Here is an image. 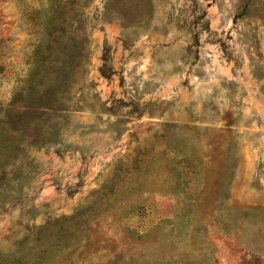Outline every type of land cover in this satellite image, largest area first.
Wrapping results in <instances>:
<instances>
[{
    "label": "rangeland",
    "instance_id": "1",
    "mask_svg": "<svg viewBox=\"0 0 264 264\" xmlns=\"http://www.w3.org/2000/svg\"><path fill=\"white\" fill-rule=\"evenodd\" d=\"M0 124V260L264 264V0H0Z\"/></svg>",
    "mask_w": 264,
    "mask_h": 264
},
{
    "label": "trees",
    "instance_id": "2",
    "mask_svg": "<svg viewBox=\"0 0 264 264\" xmlns=\"http://www.w3.org/2000/svg\"><path fill=\"white\" fill-rule=\"evenodd\" d=\"M54 22L65 23V18L60 16H55L51 14L48 17L47 28L44 29L45 38H42L37 44H35L32 53L31 64L33 67L29 71L28 82L21 86L15 94L17 96L26 97L30 104L39 105L41 102V97L46 95L51 91L53 85H63L67 83L68 76L70 75L69 68H67L66 55L62 53H56L52 55L50 51V45L52 42L56 45L61 44V37H64L62 34L65 32V27H59L58 29H50V26ZM45 45V46H44ZM44 46V47H43ZM44 49H43V48ZM65 50V47L62 48ZM24 91V92H22ZM15 109H6V111H13ZM27 112V111H24ZM9 130L10 132L14 131V127L10 126L7 129L3 124H0V159L4 158L7 150L4 148L5 142V132ZM45 251V250H44ZM20 259L16 257L12 260H0V264H24ZM29 262L27 261V264Z\"/></svg>",
    "mask_w": 264,
    "mask_h": 264
}]
</instances>
